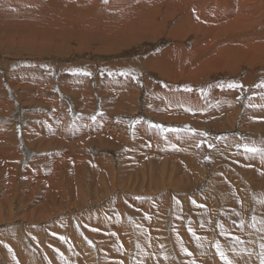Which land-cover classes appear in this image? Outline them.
Masks as SVG:
<instances>
[{"label": "rangeland", "instance_id": "obj_1", "mask_svg": "<svg viewBox=\"0 0 264 264\" xmlns=\"http://www.w3.org/2000/svg\"><path fill=\"white\" fill-rule=\"evenodd\" d=\"M110 1L116 0H103L105 3H111ZM206 9L211 12L210 8ZM221 9L222 6L219 5L213 12L218 14ZM8 11L12 12L8 7L0 6V106H4L0 110V124L9 126L12 148L18 157L11 164L15 171L0 178V200L12 198L9 206L4 203L0 209V240L5 241L4 237L10 240L12 255H18L22 251L20 256L26 264H68L69 259V264H74V260L80 262L78 259L83 260L82 264H116V261L117 264H121V261L123 264H139L137 259L146 262L147 257L151 259L150 264H230L227 254H233L232 249L239 240L238 236H243L242 240L248 246L246 248L244 245L242 264H261V259L264 258V250L261 248L264 244V161L259 156L247 158L248 154L243 146L264 147V86H260L264 82V13L262 16H253L247 12L256 24L244 29L239 37H246L248 42L237 41L242 43L239 46L229 41L236 38L235 33L232 32L231 36L228 35L229 31L219 34V39L222 40L220 43L224 41L225 46L218 50V45L214 44L216 53L210 56L205 54V46L198 48L195 44L198 42L196 35L191 33L192 37L184 38L191 29L181 28V34L176 35V39L157 38L153 34L142 36L143 38L136 37L133 41L120 36H108L104 39L98 32L85 29L93 27L90 24L95 21L99 22L101 28H105L106 21L103 18L92 17H87L90 20L83 24V28H74L79 32H63L58 29L61 35L51 40L52 43L46 46H26L17 37L28 28L22 27L23 24L20 23L14 26L12 20L26 19L31 11L17 12V19ZM194 12L195 10H190L188 13L192 15ZM66 13H62L63 16ZM167 22L168 27L172 28L175 21ZM36 23L38 22L34 24ZM213 34L214 32H205L204 36ZM257 38L260 39V45L252 43L257 47L254 50L250 41ZM176 45L182 47L179 51L182 63L188 61L189 64H195L201 53L205 54L206 79L190 84L182 77L178 79L182 82H171L163 75L148 70L149 67L156 71L167 68V58L159 65L150 64L149 60L160 59L170 51V54L174 53ZM235 48L239 50L234 51ZM222 60L224 63H221ZM212 63L216 66H212ZM83 72L90 75H83ZM29 82H32L33 89L30 92L34 95V101L39 99L25 105L23 87ZM44 83H48L47 87ZM64 83L70 89L71 85H75L74 91L64 90ZM100 84L114 87L109 91H119L118 101L122 92L131 93L130 97L122 98L133 103L134 108L119 110L117 114H113V106L112 112L106 113L107 102H116V98L114 93L111 97H102L98 92ZM229 84L239 87L230 88ZM184 93L191 96L187 102L185 96H181ZM77 97L82 102L81 107H77L74 101ZM38 100L42 103H38ZM154 102L159 105L156 107ZM100 118L101 122L103 119L106 121L102 127H113L125 146L112 148L106 145L105 148H99L95 139L91 141L90 129L95 126L98 133ZM156 125L160 127H155ZM56 126L70 132L85 126L84 132L77 131L74 139L79 136L82 138L80 154L84 157L82 168L85 165L86 170L81 172L87 173L89 185H80L79 191H86L85 199L83 194L72 199L70 195L63 193L68 202L54 201L57 204L41 211V216H44L41 218L39 213L31 214V210L39 208L44 202L41 196L32 195L26 199L28 203L22 206L16 189L1 185V180L13 175L21 183L20 175L29 170L34 173H30L32 176L29 174L30 180V176L34 177L32 182L45 181V185L38 182V194L46 187L51 193L61 191L64 183L58 179H63L62 172L66 165H74L73 161L67 163L64 157L76 145H68L60 154L58 149H42L32 138L30 141V136L26 133L32 128V137L36 140L43 135L52 138L56 134L53 136L51 130ZM47 127L49 130H46ZM45 130L48 132H44ZM137 131L147 133L144 141L139 138ZM171 134L175 137H169ZM25 136H28L29 142ZM135 149H140L141 152L136 156L131 154L130 158L129 152L136 151ZM151 150H158L157 155L162 154L163 158L169 155L176 159L175 161L173 158L171 163L175 167L171 164L166 167V172H169L167 175H173L170 179L172 182L178 184L176 180L179 175L197 178L191 177V184L183 181L181 185L168 184L172 187L165 188L162 185L168 182L167 179L155 176L154 173L150 174L151 178L149 174L142 175V170L149 165L151 158L148 155ZM98 156L105 159L100 164L104 173L99 170L100 174L104 179L114 177L115 184H108L109 179H106L99 185L101 190L94 183L90 185L91 174L94 173L90 170V163L94 160L100 162ZM131 163L130 168L128 164ZM137 167H140L139 171L136 170ZM251 168L253 173L247 170L251 171ZM155 170L157 173L164 171V165L157 164ZM147 172L151 171L146 168L145 173ZM257 172L262 173L261 176ZM220 177L233 183L231 189L236 190L238 196L235 204L227 196V186L217 182ZM254 178H260L258 181L263 184H257ZM96 183L98 185V177ZM156 183L161 186H155ZM156 187L158 190H155ZM147 188L154 190L149 192ZM96 189L97 197L94 192ZM260 196L263 204L258 202ZM92 199L95 200L94 203L91 202ZM128 200L132 203L129 207L134 211L126 208ZM27 217L33 219H26ZM139 224L144 233L151 230L152 234L155 233V241H150L149 249L145 250L151 253L140 254V244L147 245L151 236L146 233L140 238ZM175 225L181 228V234L185 235L183 238L190 246L184 255H180L173 238ZM88 228L98 230V235L89 232ZM60 237L65 239L61 240ZM116 237L126 241V248L123 249V245H120L121 250H118L105 244V240ZM16 240L20 241L19 244ZM242 240L240 243L243 244ZM179 243L183 245V241ZM217 246L224 253L225 262L218 254ZM4 255L9 256L0 248V264H9L11 256L5 258Z\"/></svg>", "mask_w": 264, "mask_h": 264}, {"label": "bare ground", "instance_id": "obj_2", "mask_svg": "<svg viewBox=\"0 0 264 264\" xmlns=\"http://www.w3.org/2000/svg\"><path fill=\"white\" fill-rule=\"evenodd\" d=\"M219 5L222 6V9H221L222 12L220 11V12H218V14H216L217 12L216 11L213 12V10H214V8L216 9ZM0 6L10 8L12 10V12H11L12 14L10 13V11H8V12L11 15H13V18H15V19L18 18L17 12H21L23 10H30L31 11L30 16L26 17V19L22 18V20H21L19 18V20H12L14 26L17 23H20L21 25L23 24L22 27L24 26V27L28 28V29H25L26 32H21L19 34V37L16 36L17 38H19V40L22 39L25 42L26 46H32L34 44H37L40 46H46V45L52 43L51 40H55L56 38L60 37V35H61V33L58 32V29L60 31H63V32L72 31V30L75 32H79L77 30H79L80 28H83V24L89 22L88 20H90V19H88V18L92 17L93 19L103 18L106 21L105 28H101L99 22L95 21V22H91L92 24H90L93 27H89V28H85V29H91L92 31H95V33L98 32V34H100L101 37L104 39L108 36H120V38H127V39H131L133 41L136 37L141 38L142 36H146V35L149 36V34L150 35L153 34L154 37H157V38L160 37V38L170 39L169 37H172V38L176 39V35L181 34L179 32L181 28L191 29L190 32H187L184 35V38L185 39L188 37L190 38V37H192L191 36L192 34L196 35V39H198V42L195 44L198 46V48L205 46L206 51H207L205 54H209L210 56L215 55L216 45H218V50H222L225 46L224 41L220 43V41H222V40L219 39V34H223V33H226L229 31L228 35L231 36L230 34L232 32L235 33L236 38L234 39V37H233L232 39H229V41L232 44H237L239 46H242V43L237 42V41L248 42L246 37H239L243 34L244 29L246 30L251 25L256 24L255 21L250 17V15L248 13H250L253 16H257V15L262 16V13H264V11H262V7H264V0H116V1L111 2V3H109V2L105 3V2H103V0H0ZM205 8H208V9L210 8L211 12H209L206 9L208 11L207 12L205 10ZM190 10H195V12L191 15L188 13ZM64 12H67L65 14V16H63V14H62ZM68 12H69V14H68ZM9 13H7V14H9ZM3 15H5V14H3ZM80 15H84L85 17L80 18L79 17ZM5 17H6V15H5ZM168 20L175 21L172 28L168 27V22L166 23V21H168ZM12 22H9V23H12ZM35 22H38V23L34 24ZM30 25H34V26H30ZM75 27H78L77 30H74ZM168 28L171 30L168 31ZM160 30H161V33H158ZM80 31H82V30H80ZM205 32H214V34L210 35V36H204ZM14 36H12V38H15ZM10 39H11V37H10ZM140 41L141 40L139 39V42ZM28 43H30V44H28ZM252 43L260 45V39L257 38L254 41H250V45H252ZM214 44H216L215 47H214ZM176 46H175L174 53L170 54L171 53V51H170V53H167V55H163L160 59H150L149 60L150 64L159 65V64H161L162 61H164L167 58V60H166V63L168 64L167 68H162L159 71H156L155 69L149 67L148 70L152 71V73H154V74H157V75L159 74L160 76L163 75L164 77H166V80L171 81V82H182V80H178V79H182V77L185 78V79H183L185 82L190 83V84H194V83H197L203 79H206L205 73L207 70V58L204 57L205 54L202 52L198 62H196L195 64L194 63L189 64L188 61L182 63L181 53L179 52L182 49V47L180 45L177 47ZM253 47H255V46H253ZM256 48L257 47H255L254 50ZM262 48L264 49V47H262ZM233 50L237 51V50H239V48H235ZM221 63H224V60H222ZM211 65L216 66L215 63H212ZM182 71H184V74H181ZM209 79H210V77H209ZM31 83L30 82L25 83V85L23 87V90L25 92H24V94H22V96H24L26 99V102L24 103L25 105H28L29 103L31 104L34 101V95L31 94V92H30L31 89H33V86L31 85ZM41 84L43 85V83H41ZM81 84H83V83H81ZM45 85L47 87L48 83ZM62 86L64 87V90H66V91H74V89H75L73 87L75 85L70 86V87H72V89L74 88L72 90L69 88L67 83H64ZM101 86H102L101 84L98 85V87H99L98 92L100 95H102V97H108V96L111 97L112 94L114 93L115 94L114 96L116 98V102L111 100V102L108 101L109 102L108 103L106 101L107 102V104H106L107 112L106 113L110 114L112 112L113 106H115L113 108V114H117L119 112V110L126 111L127 109L134 108L133 103H130L127 100H125V98H122V97H130L131 93H129V92L127 93V91H126L127 94H125L124 92L121 91L122 92L120 94L121 98H120V101H118L119 100V91H109L110 88H114V87H111L109 85H105L102 87ZM187 87H189V86H187ZM83 88H85V87H83ZM178 89H176V90H178ZM176 90L174 89V91H176ZM181 91H183V90H181ZM181 96H185L186 102L191 99V96H187L185 93ZM218 96H220V94ZM0 99H2V98H0ZM37 99H39V98H37ZM37 99L35 101H37ZM181 99H182V97H181ZM74 101L76 102L77 107H81L80 103H82V102L79 101L78 97L75 98ZM39 102H41V101L38 100V103ZM3 103H4V101H3ZM195 103H196V101H195ZM36 104H37V102H36ZM154 104L156 107H157V105H159L156 102H154ZM186 105H188V104H186ZM2 108H4V106L1 105L0 110ZM83 109H85V108H83ZM163 117L161 119H163ZM101 120L102 119L100 118V122H101ZM81 123L84 125V122H81ZM105 123H106V121H105V119H103V121L100 124H98V133L96 132L95 126L91 127V129H90V131L92 132L90 134L91 141L93 139H95L98 142L99 148H105L106 145L110 146L112 148H116V147L122 148L123 146H125V144L122 143L121 139L119 137H117L118 135L116 134L113 127H107V128H104L105 126L102 127L103 125H105ZM60 125H61V123L59 124V126ZM78 125H80V124H78ZM80 126H82V125H80ZM62 127H64V126H62ZM31 129H28V130L26 129L27 130L26 133L28 134V136H30L29 137L30 141L32 138L34 140L35 144H37L42 149L54 148V149H58L57 152L59 151V153L62 154L63 152L61 150L65 151L68 145H72V144L76 145V147L70 149L69 153L67 155H65V157H64L65 160L67 161V163H71L73 161L74 165H72V164L66 165V168H64V171L62 172L63 179L62 180L58 179L59 182H61L62 184L64 183V186L61 189V191H57L56 193H51L50 192L51 190L48 187H46V189L43 190V192L41 194L40 193L38 194V191L36 189L39 187L40 183H42V185H45L44 184L45 181H44V183H43V181L40 182L39 180L32 182V179H34V177H31L32 175L30 173H33V171L30 172L29 170H27L26 172H24L20 175V179L22 181L21 183L19 182L18 177L13 176V175L8 176L4 180H1V185H3V184L9 185V186H12L13 188L16 189L17 193L21 197L22 206L26 202L28 203V201L26 199L30 198L32 195H36L38 197L41 196L42 197L41 199H43L42 201H44V202L41 204V206L39 208L31 210V214L39 213L38 214L39 217L43 218L44 216H41L42 215L41 211L45 210L49 206H54L55 204H57L54 201L58 200L60 203H67L68 202L66 200V198L64 197L63 193L70 195L72 199H74L76 197V195L79 196L81 194H83L84 199L87 197V195L85 193L86 191H83V193H81L79 191L80 185L81 186L89 185L88 184V178L89 177L87 176V173L81 172V170H86L85 165L82 168V163H83L84 157L81 156V154H80V149L82 147V138H81V136H79V137L74 139V135L78 134L77 131L79 133L84 132L85 126L78 127L77 130H72V132L67 131V130L63 131V129H60V128L58 129L56 126L51 130L52 135L56 134L55 137L51 138L50 136H45L46 137L45 138V137H43L44 136L43 135V136L39 137L38 140H36L34 137H32V134H34V131H31ZM44 129H45V127H44ZM56 129H58L57 132H56ZM46 130H49L48 127L46 128ZM46 130L44 132H48ZM144 132L137 131V135L139 136V138L142 139V141H144V138L147 135V133H144ZM93 133H95V136L93 135ZM10 135L11 134H10L9 126L6 124H0V178H4L5 175L7 176V175H9L15 171V169H13L14 167L13 168L11 167V164H12V161L18 157V154H16L15 150L12 148V138ZM135 136H136V134H135ZM149 136H150V133H149ZM27 137L25 136L26 140L29 142ZM47 137H50V138H47ZM169 137H175V136L173 134H171ZM175 141H177V140H175ZM175 143L178 144V142H175ZM126 145H127V143H126ZM134 146L132 147L133 149H134ZM150 149H152V148L150 147ZM135 150L136 151L132 150L133 153H131L132 151H130L129 156L131 154H133V156H134L135 154H138V152H141L140 149H135ZM158 150H160V149H158ZM158 150H151L150 155L152 157L150 155H148L151 159L148 161L149 165H148V167L146 166V168H148V170H150L151 172L145 173V171H146V168H145L142 170L143 171L142 175L146 174V176H147V174L150 175L151 173H154L155 176H159V177L161 176L164 180L167 179L168 182L166 184L162 185L165 188L167 186L172 187V185H168V184L181 185V182H183V181H189V183H190L189 179L191 177H193L194 179L197 178L196 176H187L188 177L187 178L185 175H182L183 177H180V175H179V176H177L178 178L176 176H174L177 178L176 182L178 184H176L175 182H172L170 179L173 177V175L172 174L167 175V174H169V172L168 173L166 172V167H167V164L172 163V159L174 158V156L168 155V157L166 156V158H163L164 155H162V154L157 155ZM161 156H163V157H161ZM130 158H131V156H130ZM98 160L100 162H97L94 160L90 163V170L92 172H94L91 174V182L92 183H90V185H93V183H94L96 185V187H98V190H99L101 188V187H99V185H102V183L104 181H106V179H109V181H107L108 184L109 183L114 184V177L111 178V176H108L105 179L102 177L100 172L103 171V168L100 167V164L104 163L103 161L105 159L101 156H98ZM173 160L176 161L175 158ZM180 161H181V159H180ZM157 164L159 166L164 165V171L161 170V172H159V173H157L156 170L154 171V167ZM128 165L131 168L132 163L128 164ZM171 165H173L175 167L174 164H171ZM178 166H179V164H178ZM139 168L137 167L136 170H138ZM252 169L253 168L250 169L251 171H249V169H247V170L249 173L250 172L253 173ZM97 170H98V174H97ZM99 170H100V172H99ZM243 170L246 171L245 168H243ZM102 173H104V172H102ZM29 174L31 175L30 176V178H32L31 180L29 179ZM260 174H262V173H260ZM33 175H34V173H33ZM135 175L137 176V174H135ZM166 176H170V178L168 179ZM97 177H98V185L96 183ZM257 177H259V176H257ZM37 178H38V176H37ZM137 178H139V177H137ZM149 178H151V175ZM256 178H254V181L257 184L262 183V181H258V179H260L261 177L258 179H256ZM128 179H130V177H128ZM262 179L264 180V178H262ZM229 181L226 178H221V177L217 178L218 183L221 182L223 185L227 186V188H228V190H227L228 195L227 196H228V198H230V202L234 201V204H235L238 196L236 194V190L231 189V187H232L231 185L233 183L230 184ZM38 182H40V183H38ZM136 182H137V180H136ZM132 184H133V182H132ZM154 185L155 186L158 185L159 187L161 186L158 183H156ZM175 185H173V186H175ZM33 187H35V188H33ZM110 187H113V185ZM178 187H180V186H178ZM113 189L114 188H111V190H113ZM64 190H66V191L64 192ZM126 190L128 192L134 193L133 191H130L129 189H126ZM141 190L145 191L144 189H141ZM153 190L154 189H151V188L148 189L149 192H151ZM155 190H158V188ZM30 191H32V193H30ZM96 191H97V189L94 191L95 197H97ZM110 192H112V191H110ZM110 192H108V194ZM108 194H106V196ZM103 196H105V195H103ZM261 196H260V198H258V202L260 204L262 203V197ZM10 199H12V198H10ZM10 199L4 200V198H2L0 200V209H1V207H3L4 203H6V205L9 206L11 203ZM94 201L95 200L92 199L91 202L94 203ZM128 202H129V200H128ZM128 202L125 203L126 208L130 209L131 211H134V209L129 207L130 205L132 206V203L131 202L128 203ZM263 202H264V200H263ZM30 203H32V201H30ZM204 211H205V208H204ZM232 211H234L233 208H232ZM29 214H30V211H29ZM261 217H263V216H261ZM26 219H33V218L27 217ZM263 222H264V220H263ZM141 223H143V222H141ZM151 225H153V223ZM151 225H150V227H151ZM177 225H178V223H177ZM142 226L144 227L143 224H142ZM139 228H140V233H139L140 238H142V236L146 233L147 234L150 233L149 235L151 236V237H149L150 239H148V241L146 242L147 245L140 244L141 245V246H139L140 251H141L140 254L142 255V254H145L146 252H147V254L151 253L149 250L148 251H145V250H147V248L149 249L150 244L148 245V243L150 241H155L154 240L155 233L152 234L153 231L151 230V228H150V230L152 232L151 231L148 232L146 230L147 232L144 233V229H142L140 224H139ZM88 231L98 235V230H95L93 228H88ZM174 232L175 233H174L173 238L175 240V244L177 246V249L180 252V255H184V252L189 250L188 247H190V246L187 245L186 240L183 238L185 235L183 236V233L181 234V228L179 229L175 225ZM206 232L207 231H205V233ZM160 233H158L157 235L160 236ZM195 233H197V232L195 231ZM236 235H237V233H236ZM146 237L148 238V236H146ZM146 237L144 239H147ZM179 237L182 240H180ZM10 238H12V237H10ZM242 238H244V237L238 236L239 240H238V242H236V246H234V248L232 249L233 254H231V252H229L227 254L228 259L230 260V264H242L243 248H244V245H246V243L244 242V240H242ZM4 239H5V241L0 240V248L3 250L4 254L11 256V259H8V260H10L9 264H21V263L26 264V263H24V258L23 257L21 258V256H20L22 251H20V254H18V255H12V253L10 252V240L7 237H4ZM241 240L243 241V244L240 243ZM16 241L19 244L20 241L19 240H16ZM141 241H143V240L141 239ZM182 241H183V245H181L179 243ZM37 242H38V240L36 241V243ZM114 242L117 245H115ZM125 243H126V241L120 237L105 240V244H108L111 247H114L118 250H121L119 247L120 245H123V249H124V247L126 248V246H124ZM247 246L248 245H246V248H247ZM184 247H185V249H183ZM198 247H196V248H198ZM156 250H157V248H156ZM154 252H156V251H154ZM79 253H80V251H79ZM28 255H30V254L28 253ZM82 255L84 256L83 253H82ZM102 255H104V254H101V256ZM9 256H7V257L9 258ZM4 257H5V255H4ZM7 257H5V258H7ZM69 260H71V259H69ZM69 260H68V264L71 262ZM78 260L80 262H76V260H74L73 263L74 264L75 263H79V264L83 263L82 259H78ZM150 260H151L150 257L146 258V262L144 260L137 259V261H139L138 262L139 264L141 262L144 264H150ZM222 261L225 262V259ZM116 264H117V261H116ZM121 264H123L122 261H121Z\"/></svg>", "mask_w": 264, "mask_h": 264}, {"label": "snow or ice", "instance_id": "obj_3", "mask_svg": "<svg viewBox=\"0 0 264 264\" xmlns=\"http://www.w3.org/2000/svg\"><path fill=\"white\" fill-rule=\"evenodd\" d=\"M75 71H80V70H75ZM83 75H90V73L83 72ZM260 86H264V82H262ZM228 87L234 88V87H239V85L229 84ZM186 90H190V89H186ZM155 127H160V126L156 125ZM243 147H244L245 153L248 154L247 158L259 156L261 161H264V147H256V146H248V145H244ZM193 203L195 204V201H193ZM253 219H255V217ZM60 239L63 240L65 238L60 237ZM89 243H91V242L89 241ZM261 248H262V250H264V244L261 245ZM217 250H218V254L221 256V258L226 259V257L224 256V253L219 250V246H217ZM262 257H264V252H262ZM261 264H264V258L261 259Z\"/></svg>", "mask_w": 264, "mask_h": 264}]
</instances>
